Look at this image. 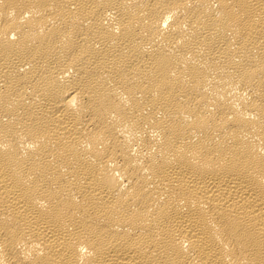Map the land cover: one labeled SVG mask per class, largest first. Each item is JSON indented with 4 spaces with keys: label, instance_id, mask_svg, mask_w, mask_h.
<instances>
[{
    "label": "bare ground",
    "instance_id": "1",
    "mask_svg": "<svg viewBox=\"0 0 264 264\" xmlns=\"http://www.w3.org/2000/svg\"><path fill=\"white\" fill-rule=\"evenodd\" d=\"M0 264H264V0H0Z\"/></svg>",
    "mask_w": 264,
    "mask_h": 264
}]
</instances>
